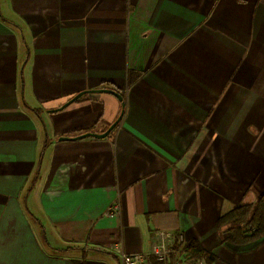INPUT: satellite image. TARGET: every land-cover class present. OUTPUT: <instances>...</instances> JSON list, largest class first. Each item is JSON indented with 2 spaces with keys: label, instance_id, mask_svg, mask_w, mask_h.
I'll list each match as a JSON object with an SVG mask.
<instances>
[{
  "label": "crops",
  "instance_id": "obj_1",
  "mask_svg": "<svg viewBox=\"0 0 264 264\" xmlns=\"http://www.w3.org/2000/svg\"><path fill=\"white\" fill-rule=\"evenodd\" d=\"M262 196L264 0H0V264H264L218 225Z\"/></svg>",
  "mask_w": 264,
  "mask_h": 264
},
{
  "label": "trees",
  "instance_id": "obj_2",
  "mask_svg": "<svg viewBox=\"0 0 264 264\" xmlns=\"http://www.w3.org/2000/svg\"><path fill=\"white\" fill-rule=\"evenodd\" d=\"M250 223L255 231L250 236H245V223ZM219 227L231 225V230L241 239L254 240L264 236V196L260 197L254 205L237 207L223 215L218 221ZM174 255L177 254L182 260H203L209 264L212 257L205 253L197 243H180L173 247Z\"/></svg>",
  "mask_w": 264,
  "mask_h": 264
},
{
  "label": "built area",
  "instance_id": "obj_3",
  "mask_svg": "<svg viewBox=\"0 0 264 264\" xmlns=\"http://www.w3.org/2000/svg\"><path fill=\"white\" fill-rule=\"evenodd\" d=\"M120 204L114 203L108 207L106 214L114 217L120 214ZM150 254L137 253L125 254L120 257V264H206L203 260H182L181 258H173V244L163 235L157 234L150 243Z\"/></svg>",
  "mask_w": 264,
  "mask_h": 264
},
{
  "label": "water",
  "instance_id": "obj_4",
  "mask_svg": "<svg viewBox=\"0 0 264 264\" xmlns=\"http://www.w3.org/2000/svg\"><path fill=\"white\" fill-rule=\"evenodd\" d=\"M103 93L104 94H110V95L114 96L116 99H118V101H120L122 103V106L124 107L123 98L120 94H118L117 92L110 90V89H97V90H88V91H83L81 93H78L73 98H71L69 101L64 103L61 107H59L58 109L52 110L51 112H57V111L62 110L63 108H65L66 106L71 104L72 102H74L77 99H79L80 97H82L83 95H86V94H103ZM122 115H123V110L121 111V113H120L119 117L116 119V121H114V123L104 133H101V134L86 133V134H82V135H79L77 137L70 138V139L69 138H60V141L78 140V139H82L85 137H93L96 139L106 138L109 135V133L120 123V120L122 119Z\"/></svg>",
  "mask_w": 264,
  "mask_h": 264
},
{
  "label": "rangeland",
  "instance_id": "obj_5",
  "mask_svg": "<svg viewBox=\"0 0 264 264\" xmlns=\"http://www.w3.org/2000/svg\"><path fill=\"white\" fill-rule=\"evenodd\" d=\"M243 227H245L246 229H249L250 231L254 229L253 226L251 227L249 222L245 223V225Z\"/></svg>",
  "mask_w": 264,
  "mask_h": 264
}]
</instances>
